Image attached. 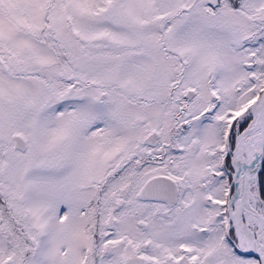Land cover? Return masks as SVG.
<instances>
[{
    "label": "snow or ice",
    "instance_id": "obj_1",
    "mask_svg": "<svg viewBox=\"0 0 264 264\" xmlns=\"http://www.w3.org/2000/svg\"><path fill=\"white\" fill-rule=\"evenodd\" d=\"M0 264H264V0H0Z\"/></svg>",
    "mask_w": 264,
    "mask_h": 264
}]
</instances>
